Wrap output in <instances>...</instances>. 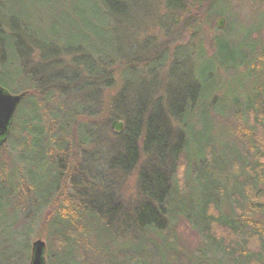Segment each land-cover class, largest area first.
Wrapping results in <instances>:
<instances>
[{
	"label": "trees",
	"instance_id": "obj_1",
	"mask_svg": "<svg viewBox=\"0 0 264 264\" xmlns=\"http://www.w3.org/2000/svg\"><path fill=\"white\" fill-rule=\"evenodd\" d=\"M229 1L197 0L187 7L183 0H165L156 19L165 41L144 45L143 53L131 46L132 40L126 48L120 46L116 38L129 37L117 26L132 20V9L145 11L144 20L152 17L151 0H141L140 6L135 0H0V86L26 94L0 148L1 153L10 143L18 146L17 161L25 168L23 172L13 161L1 166L0 264H30V226L43 219L51 236L47 264H264V62L254 63L221 33L212 40L211 61L202 76L192 75L187 85L166 82L174 80L188 46L174 42L184 41L187 29L196 38L199 23L224 16L221 7ZM90 2L91 16L85 8ZM43 7L52 11L50 16L39 13ZM259 17L263 20L264 14ZM90 18L117 23L110 50L86 46L92 31L56 30L62 22ZM252 35L264 41L263 28ZM169 45L175 60L167 73L160 72V85H166L162 107L161 99L137 91L136 81L145 71L158 72L169 59ZM72 56L73 66L82 71L54 75L56 59ZM217 57L220 62H213ZM116 75L124 79L125 91L115 99L116 113H110L108 122L111 131L115 121L124 128L113 132L116 139L108 154L100 148L102 131L91 120L96 114L92 108L94 89L110 87ZM223 77H235L237 83L224 89L219 82L228 78ZM35 143L45 154L40 159L43 175L32 170L36 156L25 155ZM134 172L137 202L127 209L111 187L119 174ZM43 176L49 183H34ZM56 198L59 210L45 218ZM70 204L79 215L67 209ZM18 218L30 223L22 227L24 235L14 229ZM180 218L204 238L205 247L195 255L177 245ZM125 235L148 248H125Z\"/></svg>",
	"mask_w": 264,
	"mask_h": 264
},
{
	"label": "rangeland",
	"instance_id": "obj_2",
	"mask_svg": "<svg viewBox=\"0 0 264 264\" xmlns=\"http://www.w3.org/2000/svg\"><path fill=\"white\" fill-rule=\"evenodd\" d=\"M48 1V0H46ZM137 5H141V0H135ZM139 1V2H138ZM165 0H151V10L153 11V16L149 17V19L144 20L145 16L141 14H146L144 11L143 13L139 12L137 13L136 10L132 9V20L125 24L124 26L122 24L117 26V23H113L110 21H103V19L100 20H93L88 19L85 22L79 21L77 24L74 22H62L58 26H56V30L59 31L61 34L66 33V31H69L73 34H81L82 32H90L91 33V39L89 40L88 44L86 46H89L94 51H98L100 48L104 50H110V46L113 43V37H112V30L117 26L118 31H124L128 33L129 38H116L121 47H127L129 41L132 40V47L136 49L138 47L139 49H145L144 45L152 44L154 47H157L160 44H163L165 41L163 34L160 33V29H158L157 25H159L158 21L156 19L158 18V13H161L159 11V7L163 5ZM197 0H183L184 5L189 7L190 4L195 2ZM131 2V0H130ZM163 2V3H162ZM230 3L227 5H223L221 9L223 10L226 22L224 29L220 30L217 28V19H215L212 23H207L204 21L203 23H199V28L201 29L200 33L196 38L192 37L191 29H187L184 37V41H175V45H188L187 48H184L186 50L182 51V55L180 56V64L181 67L177 68L176 74L174 75L173 79H167L168 84L177 85L179 83L187 85L192 75L195 76H202V72L205 70L207 65L210 63L209 55L211 54V44L214 37L222 33L223 39L227 42L235 43L236 49H241L244 51V53H249L251 59H253L254 63H263L264 62V41L258 42L257 38L254 34L257 30L264 29V19L261 20L259 16L264 14V5L262 4V0H230ZM162 3V4H161ZM92 2L90 4L86 5L85 8L90 13V16L92 15ZM144 4V3H143ZM129 7H132L133 4H128ZM31 8L33 11H36L35 8L31 5ZM40 10V9H39ZM54 10V9H53ZM57 15H60V7L56 9ZM50 12V13H49ZM52 11L49 10H43L41 9L39 13L50 16ZM163 13V12H162ZM137 15V16H136ZM58 17V16H57ZM259 17V18H258ZM47 22L54 21L57 19L52 18H45ZM63 21V20H62ZM71 21V20H68ZM64 24V25H63ZM41 25L45 26L46 23H41ZM50 28L54 30L53 26L51 25ZM227 28V29H226ZM226 29V32L223 33V31ZM95 30H98L97 32ZM182 38V37H179ZM86 42V41H85ZM154 47L152 49H154ZM202 47V49H200ZM169 48V49H168ZM167 51H168V60L162 65V67L158 70V72H149L145 71L143 77L137 79L136 83L138 85L137 91L145 89L143 94L150 93L149 98L152 100L157 101L158 99H161V106L163 107L165 102V86H161L162 83L161 79V70L167 73V70L169 69L171 62L175 60V56L173 52L170 53L171 45H169ZM216 50V48H215ZM145 52V50H142V52ZM160 51V50H159ZM166 51V52H167ZM204 51L205 53H200ZM143 52V53H144ZM170 53V54H169ZM89 55V53L87 52ZM76 57V56H75ZM96 55H92V58L94 59ZM38 58V57H37ZM69 59L65 58H57L56 61H58L57 66L54 68L53 73L54 75H58V77H62L61 73L62 71H67L68 76H72L73 73L77 74L82 71V69L78 66H73L72 57H68ZM34 60V58H33ZM15 61V60H14ZM13 61V62H14ZM213 62L217 63L220 62L218 57L212 60ZM16 64V63H14ZM15 75L19 78V72L15 71ZM121 74V73H119ZM224 75V74H223ZM117 76V75H116ZM152 76V79H151ZM156 76V77H155ZM246 74L242 75V78H244ZM164 78V77H163ZM224 78L228 77H223ZM240 78V77H239ZM151 79V80H150ZM124 79L122 78L120 81V77L114 78L113 83L110 87H105L104 85H101L102 87H98L97 89H94L95 96L94 101L95 105L93 106L92 110L95 112V117H93L91 120L95 122L96 125L101 127L100 133V148L108 153L111 154L110 149L114 145L115 136L113 132L110 129L109 120H110V113H116L113 111V106L116 100L118 99V95L125 91V86L122 83ZM237 83V79L234 78H228V80H224L223 82H219V85H222L224 89H228L230 87H234ZM96 90V91H95ZM152 90V91H151ZM150 91V92H149ZM94 94V93H93ZM116 99V100H115ZM64 100V99H63ZM75 102L76 99H71ZM49 107L51 106L48 104ZM43 107V106H42ZM39 110L40 114L43 116L44 122L46 119V111L43 109ZM235 121V120H234ZM122 122V121H120ZM231 123V122H229ZM237 123L238 122H234ZM232 122V125L230 129L235 128V124ZM233 131V130H232ZM249 148V147H248ZM250 150V148H249ZM25 155L28 158L35 157L37 158L36 166L34 167V172L38 174H45V169L43 168L40 159H45V154L43 153L42 149L40 148L39 144H34L31 148H28L25 151ZM82 154V153H81ZM20 155V150L18 149V146H15V144L10 143L8 146H5L4 150L0 153V178H4L2 175L3 168L2 165H9L12 164V161L15 162V165L22 168V164H20L17 159ZM103 157V155H101ZM25 168H22V171ZM47 170V169H46ZM24 172V171H23ZM35 184H47L49 183V177L43 176V177H35L33 179ZM47 181V183H45ZM111 189L114 190L116 197L119 199V203L123 204L127 209H129L131 206L135 205L137 202V192H136V172L123 175L119 174V176L115 179L114 184L112 185ZM72 192H68L67 195H71ZM58 197V196H57ZM56 201L55 208L50 207L47 209L43 214L46 218L47 214L54 215L56 214V211L59 210V204L60 201L58 198L54 199ZM54 203V202H53ZM73 210L76 212L77 215H79L80 211L76 208L74 204H70L67 209ZM8 214L12 215V209L8 210ZM52 216H50L51 218ZM49 220L47 221H50ZM44 220V219H43ZM40 221L39 224L36 223V225L30 226V234H28L30 245L38 239H41L47 243L48 253H49V247H48V241H51V236L49 232L48 222L45 223ZM30 223L25 222V219H19L16 221V225L14 226V229L17 233H23L22 227L28 226ZM176 227H175V235L177 240V245L185 250L186 252L190 253L191 255H195L196 252L200 250V248H204L205 242L204 238L198 234L194 228L191 226L189 222H187L185 219L180 218L176 221ZM24 235V233H23ZM127 239H125V242L123 245H125V248L133 251H143L145 248H148V246L145 243L136 242L135 240H130L129 235H125ZM121 243V242H120ZM122 244V243H121ZM102 249L105 251V254H109V243L107 241H104L102 244ZM160 252H164L165 249H158ZM47 256V255H46Z\"/></svg>",
	"mask_w": 264,
	"mask_h": 264
},
{
	"label": "water",
	"instance_id": "obj_3",
	"mask_svg": "<svg viewBox=\"0 0 264 264\" xmlns=\"http://www.w3.org/2000/svg\"><path fill=\"white\" fill-rule=\"evenodd\" d=\"M217 26L219 29H223L225 27V18H220ZM25 96V93L12 95L0 87V147L9 137L15 112ZM112 128L120 133L123 131V123L119 121L114 122ZM45 253L46 244L44 241L37 240L33 242L30 264H46Z\"/></svg>",
	"mask_w": 264,
	"mask_h": 264
}]
</instances>
